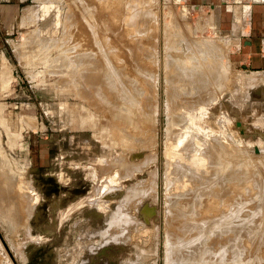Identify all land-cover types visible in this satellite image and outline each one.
Listing matches in <instances>:
<instances>
[{
    "label": "rangeland",
    "instance_id": "1",
    "mask_svg": "<svg viewBox=\"0 0 264 264\" xmlns=\"http://www.w3.org/2000/svg\"><path fill=\"white\" fill-rule=\"evenodd\" d=\"M104 1L0 0V7L6 8H0V157L3 158L0 160L6 164L3 165L6 170L11 169L8 173L13 171L16 178L24 176L27 195L19 198L29 205L24 227L7 225L5 219L0 218V264H169L174 245L170 237L172 222L179 206L176 207L177 196L169 190L171 186L165 176L166 149L170 132L176 138L182 136L183 122L175 121L174 128L167 124L165 100L173 105L181 100V107H184L186 103L194 102L196 96L201 97L200 103L204 107L217 106L218 116L208 115L211 132H207L210 137L205 136L213 139L215 148H220L215 149L216 156L223 157L220 161L211 159L209 168H205V162L199 168L206 169L200 176L208 180L210 173H216L222 183L214 177V182L217 179L214 187L221 190L223 187L222 192L218 190L219 194H225L230 200L221 210L207 213L204 220L219 219L224 213L230 219L236 217V227L224 232L225 236L208 238L204 244L206 250L200 255L202 259L198 257L197 264H264V72L257 73L240 66L235 41L240 31L237 20L248 19L241 4L250 0H108L115 2L114 5L119 3L115 13L112 9H99L98 5ZM86 10L89 15H85ZM242 15L243 19L240 18ZM51 23L58 29L51 28ZM50 28L51 39L46 35ZM59 29L65 32L64 37L61 33L62 38ZM52 30H58L59 41L54 31L56 36L53 38ZM75 30L87 35L95 30L96 35L99 32V42L89 35V44L94 50L96 48L92 51L88 47L91 54L99 53V44L102 50L112 52H120L124 47L134 49L129 40L140 33L144 45L141 56L148 67L144 71H149L152 76H147L146 71L148 88L144 85L143 88L147 91L141 87L142 96L136 93L135 97L139 96L137 103H143L138 113L144 110L141 114L147 115L144 109L147 106L152 108L147 116L153 119L157 116V122H153L143 114L146 123L150 126L147 121L151 120L157 124L148 128L145 127L147 124H142L140 133L148 135H139L136 130V137L134 131H128L135 135H131L133 138H138V145L146 143L141 144L144 149L122 148L121 143L127 138L116 132V146L111 147V137L96 129L98 125L103 130L109 129L112 120H108L106 114H111V105L115 107L116 91L104 90L102 97L90 104L83 97L85 88L82 85L76 86L73 79L63 84L66 78H61L60 72L56 73L59 66L65 67L81 49L77 48L74 36L71 38L69 34ZM117 39L124 40L119 42ZM115 41L120 44L116 45ZM211 50L216 51L215 54ZM130 57H133L131 53ZM131 58L124 62L122 55L116 56L115 69L121 71L129 61L130 65L134 57ZM180 66L200 70L206 88L192 95L191 90L196 88L189 80L179 78ZM117 77L122 80V75ZM86 90L88 98H92L90 88L86 87ZM153 99L159 101L158 115L153 110L155 106H148L151 102L155 105ZM132 114L129 115H137ZM127 116L124 114L126 120ZM152 133H155L154 140ZM134 139L131 140L134 142L130 141L131 147L135 145ZM150 139L154 142L149 147ZM215 139H219L222 146ZM136 145L135 148L140 147ZM113 154L122 157L117 158L119 162ZM223 160L225 163L221 162ZM123 161L126 166L134 164L136 167L120 166L118 163ZM215 161L221 165L214 164ZM234 162L236 166H233ZM233 174L240 177L235 180L234 188L233 183L227 181ZM248 177L250 180L246 182ZM209 190L202 188L203 192L200 190L197 194L205 195ZM195 196H190L189 208L197 204L198 197ZM197 205L200 209V202ZM188 207L181 208V212ZM195 207L193 210H197ZM114 214L116 218L112 216L115 219L110 225L109 218ZM167 214L172 216L170 221ZM97 218L100 221H95Z\"/></svg>",
    "mask_w": 264,
    "mask_h": 264
},
{
    "label": "bare ground",
    "instance_id": "2",
    "mask_svg": "<svg viewBox=\"0 0 264 264\" xmlns=\"http://www.w3.org/2000/svg\"><path fill=\"white\" fill-rule=\"evenodd\" d=\"M119 1L120 0H118V2ZM113 3H115V2H113V1L112 2H109L108 0H105L103 3L99 4L98 7H99V9L100 8L112 9V10H114L113 13H115L117 11V7L119 6V3L117 5L116 4L114 5ZM86 7L88 9V6H86ZM94 7H95V5H93V8ZM84 9H85V7H84ZM86 11L87 12H84L85 15H86V13L88 14V10H86ZM91 12L92 11H90V13ZM101 12H103V11H101ZM108 12H109V10H108ZM98 14H100V10H99V13ZM91 15H90V17H91ZM97 18H99V17L97 16ZM102 18L103 17H101V19ZM98 21H100V20H98ZM91 22H93V21H91ZM54 24H52V26ZM77 24H78V22H77ZM98 24H100V23H98ZM69 25H71V24H69ZM52 26H50V27L51 28H56L57 27V25H54L53 27ZM72 26L74 28H76L74 25H72ZM76 26L79 27V25H76ZM100 26H101V24H100ZM51 28L49 29L48 33L46 34V35H49L50 36V39L52 38L51 33H49L51 31ZM69 28H71V27H69ZM74 28H73V30H74ZM57 29H58V27H57ZM90 29H91V27H90ZM68 30H67V32H68ZM93 30H94V28H93ZM96 30H99V29H96ZM53 31H54L55 34L58 33L57 32L58 30L57 31L52 30V33H53ZM59 31H60L59 32V36L61 37V33L63 34L64 30L61 31L59 29ZM80 31L81 30H79L78 32H77V30H75V32L73 31L74 32L73 33L74 35L69 32V34L72 35L71 38H73V36H74V39L76 40L77 45H78L77 48L78 49L81 48L80 50L77 49L79 52L76 50L77 51L76 56H78L79 58H77L75 56L76 59L75 58L72 59V60L70 59L71 61L69 60L70 62L65 67H62V66H59L58 65L59 67L57 68V70H55L56 73L57 72H60L61 78L62 77L63 78H66V80L63 79L64 80L63 84H65L67 80L73 79L74 80L73 83L76 86H80L81 87V85H82V88L83 87L85 88L83 90V92H82L84 94L83 97H86V101L88 103H90V104H92L93 100H95L97 97H102L104 90H106L109 93H113L114 91H116L117 95H116V104H115V107L113 105H111V107L109 109V111H110L111 114L110 115L109 114H106L108 120H110V119L112 120L109 123V125H108L109 129H105L106 130L105 131L99 125H98V127H97V125L95 127H97L96 129H98L99 133L104 131L108 137H111V138H109V143L111 142L110 144L112 145V146L110 145L111 147L116 146V141L114 139V135H115V132H116V134H122L123 136H125L127 138L126 140H123L122 141V143H121L122 148L127 149V150H130L131 148L132 149H135V150L136 149L143 148V146H141V144H143V145L145 144L146 145V143H141L142 142L141 141L140 142L141 144L138 145V143H137L138 142V138H136L137 135H138V133H136L135 131L137 130V132L140 133L139 129L141 128L142 124H144V125L147 124L145 117L152 118V117H148L147 116V115L150 116L149 110L152 111V108L145 106L144 109L147 112V115L143 113L144 115H146L144 117L143 114H141L142 112H144L143 109H142L143 111L141 113H138L139 111H141L140 109L143 107L141 104H143V103L142 102H141V104L140 103H137V101H138L137 99H138L139 96L136 95L137 96V99L135 97V94L136 93L139 94V95L141 94L140 96H142L141 87L143 88V85L146 86L145 88H148V86L145 83V81H146L145 76H146L147 72H148L147 76L150 74L149 71H147V70H146L147 72L144 71V68L145 69H148V67L146 65H144V62H146V59L144 58L143 55L141 56V49L144 48L143 47L144 45L142 44V41L143 40H141L140 33H139V35L138 34H135L136 36L133 35L130 38V40H129L130 43H133L134 44V49H132L130 47H129V49H126L125 47L124 48L121 47L123 50H120V52H118L116 50L114 52H112V50H109V49L102 50L101 49V45L98 43L99 44L98 46H100V48H99V53L94 52V53H96V55H97L96 56L94 53L93 54L89 53V50H91V48H92V51L94 50L93 49L94 46L91 47L92 44L91 45L89 44V42H90L89 39H91L92 37L94 38V36H95L96 39L99 42V39H98L99 32L97 33L98 35H96V32L95 31H93V33L90 32L89 35L91 36V38H89V35H87L86 32L85 33L84 32L81 33ZM125 31H127V30H125ZM54 33H53V38L56 36ZM87 33H89V31H87ZM103 34H104V32H103ZM64 35L65 34H63L62 36L64 37ZM70 35H68L67 38H69ZM138 37H140V38H138ZM123 38H125V36ZM115 39H116V37H115ZM57 40L59 41L58 34H57ZM68 40L69 39H67V41ZM102 40H103V38H102ZM122 40H124V39H121L120 41L117 39V41H119V42H121ZM139 40L141 42H139ZM60 41H62V40H60ZM55 42L58 43L56 40H55ZM125 42H127V44H128V40L125 41ZM125 42H122V44H124ZM51 43L54 44V41L53 40L50 41V44ZM96 43H97V41H96ZM116 43L113 42V44H116ZM60 44H62V43H60ZM107 44L109 46L110 43H107ZM119 44L117 43L116 45H119ZM209 44H211V43H209ZM211 45H209L210 46V49H211ZM215 45L216 44H214L213 46L215 47ZM51 46H52V44H51ZM89 46L91 47L90 49H88ZM206 46H207V44H206ZM206 46H205L204 49H207ZM71 47L72 48H75L73 46H71ZM117 47H119V46H117ZM217 47H218V45H217ZM42 49L43 48H41V50ZM46 49H48V48L46 47ZM86 49H88V50H86ZM95 50H96V48H95ZM73 51H74V49H73ZM207 51L208 50H206V52ZM211 51L214 52V54L216 52V51H213V50H211ZM130 53L132 54V56L134 57V59H132L133 57L132 58L130 57ZM72 54H75V53H72ZM216 54H218V52ZM93 55L96 58H94ZM115 55L117 57L120 56V55H122V57L124 58V62H126L127 61L126 59H128L130 57L132 59V63L130 65H128L129 62H130L129 61V62H127V65H126L123 62L126 66H124L121 69V71H118V70L115 69V67L117 66V62H115V59H116V56ZM222 56H221V58H222ZM89 57H91V58L88 60ZM68 59H67V61H68ZM63 65H65V64H63ZM193 69H191L190 67H186V66H180L178 68V70L181 72L179 78H183V79L189 80L195 86L196 90H199L198 92L196 90H194V91L191 90V94L192 95H197L202 90H204L206 88V84L201 81V78L203 76V74L201 73V71L198 70V69H196V68H193ZM119 74L122 75V80L121 81L118 80V77H117ZM249 80H251V79H249ZM120 85H122V87H120ZM86 87L90 88V92L93 94V97L92 98H88V92L86 90ZM145 88H143V89H145ZM149 94H148V96L151 95V94L150 95ZM152 96H153V94H152ZM200 100H201V97H197L196 96L194 98V102L191 101V103H186L184 107H181V105L183 104L181 100L178 101L177 105H173V104L170 103L169 100L168 101L165 100V102H166L165 103V109H166L165 112L167 113L165 115H167L166 117L168 119L167 120L168 121L167 124L169 123L170 127L174 128L173 126H174V122L175 121H182L183 122L181 124V126H183V128L181 129V131L183 132L182 133V136L176 138L170 132L171 136L169 135V137H168V141H167L168 142V146H167V149H166V155H167V159L166 160H167V162L166 161L165 162H166L167 166H166V164H165V166L167 167V172H166L167 175H165V176L168 178V181H169L168 186L169 185L171 186V188L169 190L173 193V195H176L177 196V199L178 200H176V202L178 203V205L174 201L175 204L177 205L176 207L179 206L178 207V210H176V212H177L176 215H175L176 218L174 217V220H173L174 222H172L174 226L172 228V232H171V236L170 237L173 239V243L172 244H174V245L171 247L172 249L170 248L171 251L173 252V258L169 262V264H197L200 261V258H201L200 255L206 250L204 244H205V242H208L209 241L208 238L210 236H211V238L212 237L215 238V237H219V236L221 237V235H224L225 236L226 233H224V232H227L228 230L233 229L234 226L236 227V225L234 224V220L236 219L235 215H236L237 211L235 212V215H234L233 214L234 212L232 211L233 208H231V212H233V213H231L230 215H232V214L234 215V217H235L234 220L232 219V217L230 219L226 213H224L225 215H223L221 213L223 216L220 215V217H218L219 219H217V218L215 219V217H212L211 220H209V221H205L204 220V218L206 217L207 213H211V211H214V210H219V209L221 210V208L224 206V203H226L229 199L225 196V194H223V195L219 194L220 192H222L223 187H222V190L219 189L218 187H214V186H216V183L215 182H216L217 179L215 180V182H214L213 179H214V177L215 178L217 177L215 175L216 173H214V172L210 173L209 172L210 174L208 176V180H206L204 177H201L200 176V174L202 173L201 171H205L206 170L205 168H209L210 167V164L209 163H212V161L210 162L211 159H215V160H219L220 161V160H222L221 158H223V157L220 158L219 155L216 156L215 149L218 146L215 148L213 146V144H212L213 143L212 142L213 139L212 138H209L210 137L209 134L211 132V129H210V123H209L210 121H209L208 115H210V114L212 115L213 114L214 116L217 117L218 116V114H217V106H212L211 104H209L208 107H204L203 106L204 104L203 103H200ZM141 101H143V100H141ZM154 101H156V100H154ZM149 104H148V106H152V107L155 106L154 107L155 109H153V110L158 115L159 114V101L157 100L155 102V105H151V104H154L152 102L149 103ZM140 105L142 107H140ZM146 107H147V110H146ZM149 108H151V109H149ZM99 109L102 110V106H100ZM131 112H133V114L135 113L137 115L134 114L135 116L132 117L131 115H129V114H132ZM127 113H129V114H127ZM155 113L153 112L152 115L155 114ZM124 114L126 116L129 115L130 118H128V116H127V118L130 119V120L127 119L128 120L127 121L126 118L124 117ZM153 117H154V115H153ZM155 117H157V116H155ZM155 117H154V119L152 118V121L153 122H154V120H155V122H157L156 119H155ZM87 121L90 122L91 120H88L87 119ZM147 122L150 123V126L153 125L154 127L157 124L156 123L154 125L153 122L151 123V120H150V122L149 121H147ZM91 125H93V124H91ZM148 126L149 125L147 124L145 127L148 128ZM142 128H144V127H142ZM150 129H152V128H150ZM150 129H149V131H150L149 133L152 132ZM194 129H197V130H200V131L202 130L203 132L201 131V133H199V132H196ZM128 130L129 131L131 130V132L134 131L135 132L134 133L135 135L137 134L136 137H134L135 139L132 137V136H135V135H132L133 132L129 134V131ZM153 132H155L154 128H153ZM217 132H219V134L221 133L219 129H218ZM143 133L145 134L146 132H142L139 135H141ZM146 134L148 135V133H146ZM207 134H208L209 137L208 136H205ZM153 135H151V138L152 139L155 138V133ZM101 136H104V135H101ZM140 137L142 138L143 135L140 136ZM132 139L135 140V145L137 144L138 146H140L139 148H135L134 147L135 145H133V143H132L133 147H131L130 141ZM136 139H137V141H136ZM139 140H140V138H139ZM141 140H143V139H141ZM215 140H217V139H215ZM215 140H214V142H216ZM218 140H217V142H218ZM225 140H226V142H228L229 139L227 140L225 138ZM131 142H134V141H131ZM149 142H150V145H149V147H150V146L153 145V143L151 145V142H154V141H151V139H150L148 141V143ZM219 142L217 144L218 145H221V144H219ZM137 145H136V147H137ZM219 149H218L217 152H219ZM128 152L130 153L131 151H128ZM236 152H234V153L236 154ZM113 156H114L115 160L120 157V156L117 157L114 154H113ZM230 156L234 157L233 155H230ZM0 158L3 159L2 157H0ZM114 158H113V160H114ZM121 158H119V159H121ZM235 158L237 159L238 156L236 155ZM119 159H117L118 160L117 162H119ZM150 159H151V156H150ZM150 159L148 158V161H150ZM232 159H234V158H232ZM224 160L221 161V162L223 163ZM246 160H244V161L246 162ZM108 161L110 162L109 159H108ZM248 161H250V159ZM205 162H207L206 163L207 165L205 166L204 170H200L199 168L202 167V166H204L205 165ZM218 162L216 163V161H215L214 164L215 163L218 164ZM2 163H3V161L0 160V218H2L3 220L5 219L7 225H21V226L24 227L26 225L25 224V220L27 219L25 216L28 215V213H29V211L27 210L28 207H29V205L25 201H22V198H19V197H25L26 189H28V187L24 184L26 181L23 179L24 176L22 177L21 175L20 176L18 175L21 178H16L17 175H15V173L12 174L13 171L12 172L10 171L11 173H8L7 170L10 169V168H8L6 170L4 168V166L6 164L4 165ZM124 163H125V165H121V164H124ZM118 164H120V166H124V167L126 166V162L125 161H123V163L120 162ZM182 164H183V169H180ZM234 164H235V162H234ZM130 165L127 164V166H130ZM132 165L134 166V164H132ZM132 165L130 167L131 169L133 167ZM231 165H230V167H231ZM233 166H236V164L233 165ZM233 166H232V168H233ZM135 167L136 166H134L133 168H135ZM230 167H228V168H230ZM248 167H250V166H247V168ZM235 168H238V167H235ZM231 169H229V170L231 171ZM211 171H213V170H211ZM226 171H228V169ZM232 171L235 173V170H232ZM249 171H247L248 174H250ZM194 172H196L197 174L195 175ZM13 175H15V177ZM238 175H234V174H233V176L230 175V177H229L230 179L227 180V181H231L233 183V188L235 186V183H234L235 180H238L240 178ZM166 177H165V181H166ZM223 177H224V175H223ZM223 177H221V178H223ZM245 177L243 179H245ZM26 178H27V176H26ZM217 178L219 180L218 181L219 184H220V182L222 183V181H220L219 177H217ZM225 178L227 179L228 176L225 177ZM241 179H242V177H241ZM222 180H225V179L223 178ZM249 180L250 179L248 177L245 181L248 182ZM219 184L217 183L218 186H219ZM202 188H204V189L209 188L210 189L209 190V193L204 192V193H206L205 195L197 194L200 190L202 191ZM218 190H221V191L218 192ZM205 191H207V190H205ZM171 192H169L170 193L169 196H171ZM225 192L226 191H224V193ZM207 194H209V195L207 196ZM194 195H196L198 198H200V200H199V202H200V209H199V206L197 205L199 203L197 201L198 198L196 199L197 204L195 203L196 205L195 204L193 205L194 207L195 206H198V208L195 207V208H197V210L196 209L193 210V208H192L193 206L192 205H191L192 206L191 208L188 207L190 205L189 198H191ZM176 196H175V198H176ZM196 196L194 198H196ZM172 197L174 199V196H172ZM172 197H171V200H173ZM191 200H192V198H191ZM171 202H173V201H171ZM171 202H168V203H171ZM171 205H173V203H171ZM170 206H169V208H171ZM184 207H188V208H185L184 212H181V208H184ZM171 210H173V209H171ZM170 212L171 211H169V213ZM76 213H78V211H76L75 214ZM228 213H230V209H229V212ZM117 214L118 213H116V217H117ZM171 215H168L169 216V221H170V216ZM112 216L115 217V214L114 215H111V217L109 218L110 225L113 224V221L116 218V217L115 218H112ZM225 216H227L230 220H227L228 218L225 219L226 218ZM171 218H172V216H171ZM97 220L100 221L99 218H97L95 221H97ZM213 220H214V222L216 224L214 222H212ZM169 223H167V224H169ZM207 223H211L212 227H210L211 225H208ZM222 223L224 224V226L222 225ZM170 225H171V223L169 225H167V226H169V229H170ZM220 225H222V227ZM105 233L106 232L103 231V234L104 235H105ZM0 247H2V246L0 245ZM1 251H2V249H1ZM225 251L226 250L223 249V252H225ZM198 257H200V258H198Z\"/></svg>",
    "mask_w": 264,
    "mask_h": 264
},
{
    "label": "crops",
    "instance_id": "3",
    "mask_svg": "<svg viewBox=\"0 0 264 264\" xmlns=\"http://www.w3.org/2000/svg\"><path fill=\"white\" fill-rule=\"evenodd\" d=\"M241 6L245 7L248 19L236 21L240 26L235 36L240 66L257 73L264 72V0H250ZM0 8L6 9L3 5ZM240 18L243 19V15Z\"/></svg>",
    "mask_w": 264,
    "mask_h": 264
}]
</instances>
